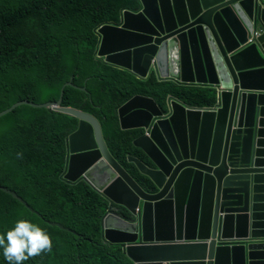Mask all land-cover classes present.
<instances>
[{
  "label": "water",
  "instance_id": "water-1",
  "mask_svg": "<svg viewBox=\"0 0 264 264\" xmlns=\"http://www.w3.org/2000/svg\"><path fill=\"white\" fill-rule=\"evenodd\" d=\"M95 33L96 54L107 64L140 79L153 72L216 91L207 107L173 99L164 110L135 96L118 109L121 129L140 133L133 145L148 161H128L150 189L111 155L95 117L62 106L65 87H75L73 73L56 103L22 100L0 117L26 105L78 119L65 141L61 178L84 181L107 199L102 241L120 245L136 264H264V0H140L138 12L125 10L118 23ZM90 78L75 88L94 106L85 90ZM0 190L77 241L100 244L43 218L9 188ZM113 205L131 218L113 212Z\"/></svg>",
  "mask_w": 264,
  "mask_h": 264
},
{
  "label": "trees",
  "instance_id": "trees-1",
  "mask_svg": "<svg viewBox=\"0 0 264 264\" xmlns=\"http://www.w3.org/2000/svg\"><path fill=\"white\" fill-rule=\"evenodd\" d=\"M140 0H0V112L29 100L56 103L71 78L75 87L64 89L62 106L95 117L102 127L111 155L143 188L151 183L129 156L148 161L133 145L138 130H122L118 109L135 96L152 99L166 109L169 98L188 107H207L216 101L213 86L159 79L154 73L140 79L97 57L101 25L117 23L125 10L137 11ZM20 27L25 35L13 34ZM74 71V72H73ZM78 119L48 108L19 106L0 117V185L16 192L43 218L57 222L83 237L51 226L13 196L0 190V235L19 220L42 228L52 240L50 252L24 264H136L120 245L101 239L100 219L108 201L84 181L67 183L61 175L66 161L67 137ZM130 219L127 209L116 207ZM77 241V244H76ZM0 264H7L0 248Z\"/></svg>",
  "mask_w": 264,
  "mask_h": 264
},
{
  "label": "clouds",
  "instance_id": "clouds-1",
  "mask_svg": "<svg viewBox=\"0 0 264 264\" xmlns=\"http://www.w3.org/2000/svg\"><path fill=\"white\" fill-rule=\"evenodd\" d=\"M139 10L134 11V12H138ZM24 30L25 29H21L20 27H17V28L12 29L11 33L22 34V35L26 36V33L24 32ZM257 34H258V32H256L255 34L253 33V35H257ZM252 38L253 37H250L248 41H252ZM97 57H99V56H97ZM173 99L174 98H169L167 101H171ZM176 101H178V100H176ZM180 103H182V102H180ZM186 107H188V106H186ZM189 108H200V107H189ZM136 182H138V181H136ZM92 189H94V188H92ZM99 194H101V193H99ZM117 206L118 205H113V207H112V211L115 213H118L117 208H116ZM118 207H121V206H118ZM107 210H108V208H107ZM137 211L139 212V209ZM119 215L123 216L122 214H119ZM100 234H101V228H100ZM0 248L3 249V256H4L5 260L7 261V264H24V262L26 260H28L29 258L36 257L38 255H41L42 253H45V252H50L51 248H52V240H51L50 236L42 228H40L38 225H35V224H33L27 220H19L16 222L14 228H12L6 234L0 235Z\"/></svg>",
  "mask_w": 264,
  "mask_h": 264
}]
</instances>
